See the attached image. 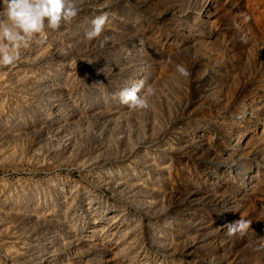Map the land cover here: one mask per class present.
<instances>
[{
  "label": "rangeland",
  "instance_id": "rangeland-1",
  "mask_svg": "<svg viewBox=\"0 0 264 264\" xmlns=\"http://www.w3.org/2000/svg\"><path fill=\"white\" fill-rule=\"evenodd\" d=\"M76 2L0 67V264H264V0Z\"/></svg>",
  "mask_w": 264,
  "mask_h": 264
},
{
  "label": "clouds",
  "instance_id": "clouds-1",
  "mask_svg": "<svg viewBox=\"0 0 264 264\" xmlns=\"http://www.w3.org/2000/svg\"><path fill=\"white\" fill-rule=\"evenodd\" d=\"M3 4L0 11V67H14L22 59V53L34 46L46 50L50 36L72 24L82 11L76 0H3ZM91 23L92 26L84 34V39L88 41L97 40L106 31L110 23L108 14L96 16ZM109 39L104 36L99 41L100 46L103 47ZM39 55L35 59H39ZM176 71L185 78L191 75L180 64L176 66ZM152 93L151 86L145 88L144 82L138 81L117 95L120 103L129 110H143L149 107L147 97ZM224 228L228 237H243L252 228V221L241 215Z\"/></svg>",
  "mask_w": 264,
  "mask_h": 264
}]
</instances>
